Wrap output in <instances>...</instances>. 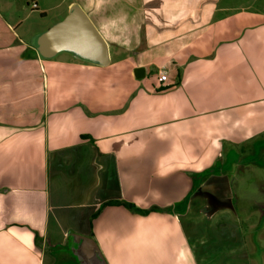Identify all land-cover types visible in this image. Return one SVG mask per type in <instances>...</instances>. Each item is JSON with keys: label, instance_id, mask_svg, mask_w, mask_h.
<instances>
[{"label": "crops", "instance_id": "obj_1", "mask_svg": "<svg viewBox=\"0 0 264 264\" xmlns=\"http://www.w3.org/2000/svg\"><path fill=\"white\" fill-rule=\"evenodd\" d=\"M31 2L42 15L65 6L63 18L80 7L109 60L41 57L34 40L52 25L27 29L28 0H0V264L61 253L103 264L94 244L104 264H257L255 250L264 264V230L244 228L232 176L243 167L234 151L264 141V12L221 0ZM115 201L148 213L101 208Z\"/></svg>", "mask_w": 264, "mask_h": 264}, {"label": "rangeland", "instance_id": "obj_2", "mask_svg": "<svg viewBox=\"0 0 264 264\" xmlns=\"http://www.w3.org/2000/svg\"><path fill=\"white\" fill-rule=\"evenodd\" d=\"M28 2L24 25L27 29L31 28L32 31H41L42 29L50 27L61 20L66 13L65 6H62L48 12L46 15H42L41 12L31 8V0H28ZM221 5L236 9L247 8L250 11L264 12V0H221ZM259 147L262 150L259 151ZM234 153L232 160L236 164L242 163L243 166L242 169H235L232 175L236 176L233 187L234 206L238 214L242 217L244 228L247 225L249 227L254 226L253 231L256 233L259 229L264 230V166H262L264 165V141L260 145L253 147V149L249 148V150L247 149L245 151L236 149ZM251 161L253 164L246 166L247 163L245 162L249 163ZM247 213H250L248 222L244 220V216ZM262 235L260 234L262 241L258 242L261 248L256 245L260 254L264 253V235ZM61 254H59L60 262L55 264H66L67 260L66 262L62 260L63 254ZM252 257L257 264L260 263L259 252L255 250V254Z\"/></svg>", "mask_w": 264, "mask_h": 264}, {"label": "water", "instance_id": "obj_3", "mask_svg": "<svg viewBox=\"0 0 264 264\" xmlns=\"http://www.w3.org/2000/svg\"><path fill=\"white\" fill-rule=\"evenodd\" d=\"M34 44L38 54L43 58H52L59 52L67 51L74 53L82 60L98 65H106L109 60L106 41L78 6H74L61 21L40 33L35 38ZM134 76L138 79L142 78L144 69L136 68ZM93 255L104 264L95 244Z\"/></svg>", "mask_w": 264, "mask_h": 264}, {"label": "trees", "instance_id": "obj_4", "mask_svg": "<svg viewBox=\"0 0 264 264\" xmlns=\"http://www.w3.org/2000/svg\"><path fill=\"white\" fill-rule=\"evenodd\" d=\"M264 166V165H262ZM107 205H122L123 207H125L126 209L130 210V211H133L135 213H138V214H147L148 211H144V210H139L138 208H136L134 205L132 204H129V203H124V202H120V201H115V202H107L105 204L102 205L101 208L107 206ZM154 210V209H152ZM151 210V211H152ZM35 240H37V235H35Z\"/></svg>", "mask_w": 264, "mask_h": 264}, {"label": "flooded vegetation", "instance_id": "obj_5", "mask_svg": "<svg viewBox=\"0 0 264 264\" xmlns=\"http://www.w3.org/2000/svg\"><path fill=\"white\" fill-rule=\"evenodd\" d=\"M245 163H247L246 165H250V164H253V162H252V161H251V162H249V163H248V162H245Z\"/></svg>", "mask_w": 264, "mask_h": 264}]
</instances>
